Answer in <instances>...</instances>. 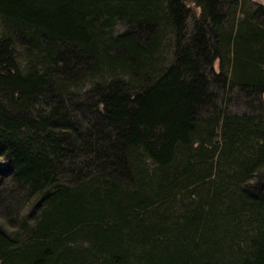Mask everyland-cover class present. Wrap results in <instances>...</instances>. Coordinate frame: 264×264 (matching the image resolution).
<instances>
[{"label":"trees","instance_id":"1","mask_svg":"<svg viewBox=\"0 0 264 264\" xmlns=\"http://www.w3.org/2000/svg\"><path fill=\"white\" fill-rule=\"evenodd\" d=\"M263 94V3L0 0V264H264Z\"/></svg>","mask_w":264,"mask_h":264},{"label":"rangeland","instance_id":"2","mask_svg":"<svg viewBox=\"0 0 264 264\" xmlns=\"http://www.w3.org/2000/svg\"><path fill=\"white\" fill-rule=\"evenodd\" d=\"M253 1H257V2L264 4V0H253ZM215 67H217V64H215ZM263 99H264V94H263ZM231 110L232 111L241 110V108L233 105L231 107ZM0 171H1L2 175H4V176H8V174L10 172V168H9L8 164L2 159H0Z\"/></svg>","mask_w":264,"mask_h":264}]
</instances>
